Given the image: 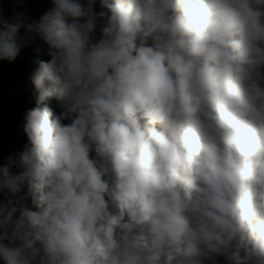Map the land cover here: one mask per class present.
Listing matches in <instances>:
<instances>
[{"label":"clouds","instance_id":"1","mask_svg":"<svg viewBox=\"0 0 264 264\" xmlns=\"http://www.w3.org/2000/svg\"><path fill=\"white\" fill-rule=\"evenodd\" d=\"M52 3L0 8V60L51 57L0 165V261L264 264V0Z\"/></svg>","mask_w":264,"mask_h":264},{"label":"water","instance_id":"2","mask_svg":"<svg viewBox=\"0 0 264 264\" xmlns=\"http://www.w3.org/2000/svg\"><path fill=\"white\" fill-rule=\"evenodd\" d=\"M52 0H0L5 19L11 20L14 12L25 14L28 22L39 21L41 16L52 9ZM97 9V0L94 5ZM21 36L25 30L21 29ZM46 46L38 35L31 44L22 48L13 62L0 60V165L6 164L9 156L22 152V142L27 138L24 131L25 116L34 109L32 92L36 93L31 77L35 71V61ZM39 48V53L35 49ZM18 173L19 168H13ZM2 199V197H0Z\"/></svg>","mask_w":264,"mask_h":264},{"label":"trees","instance_id":"3","mask_svg":"<svg viewBox=\"0 0 264 264\" xmlns=\"http://www.w3.org/2000/svg\"><path fill=\"white\" fill-rule=\"evenodd\" d=\"M38 59L45 60V61H50L51 57H50V55H49V53H48V47H47V45H46V46L44 47V49L40 52V54H39V56H38ZM37 67H38V65L35 64V70H36ZM34 87H35V86H34ZM35 90H36V89H35ZM36 93H37V91H36ZM37 94H38V93H37ZM55 99H56L55 97L51 98L49 101H47V104H48V103H51V102L54 101ZM36 106H37V100L35 101V107H36ZM55 109H56V107L53 106L52 110H55ZM28 204H29V207H32V205H31V201H30V200H29ZM33 210H35V209L33 208ZM0 264H3V262L0 261ZM217 264H225L224 259L218 258Z\"/></svg>","mask_w":264,"mask_h":264},{"label":"bare ground","instance_id":"4","mask_svg":"<svg viewBox=\"0 0 264 264\" xmlns=\"http://www.w3.org/2000/svg\"><path fill=\"white\" fill-rule=\"evenodd\" d=\"M34 86V84H32ZM38 94L37 93H33L32 92V105L35 103V101L37 100ZM54 102V101H52ZM55 114L59 115L61 111H53ZM28 144V137L22 142V146H26ZM29 202V201H28ZM221 259H223V257H220ZM2 262V261H1Z\"/></svg>","mask_w":264,"mask_h":264},{"label":"rangeland","instance_id":"5","mask_svg":"<svg viewBox=\"0 0 264 264\" xmlns=\"http://www.w3.org/2000/svg\"><path fill=\"white\" fill-rule=\"evenodd\" d=\"M96 12H99L101 11V7H100V3H99V0H97V9L95 10ZM59 103V101H58ZM34 106H35V103H34ZM53 111H61L60 107H59V104H58V107L57 109L53 110ZM65 124L69 123V121L65 120L64 121Z\"/></svg>","mask_w":264,"mask_h":264},{"label":"flooded vegetation","instance_id":"6","mask_svg":"<svg viewBox=\"0 0 264 264\" xmlns=\"http://www.w3.org/2000/svg\"><path fill=\"white\" fill-rule=\"evenodd\" d=\"M53 106H56L55 104H53V103H50V105H48V107L51 109V108H53Z\"/></svg>","mask_w":264,"mask_h":264}]
</instances>
